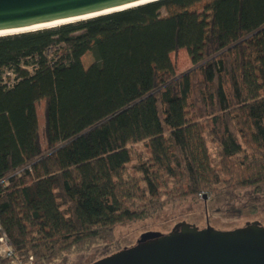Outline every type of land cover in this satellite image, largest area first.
<instances>
[{
  "label": "trees",
  "instance_id": "1",
  "mask_svg": "<svg viewBox=\"0 0 264 264\" xmlns=\"http://www.w3.org/2000/svg\"><path fill=\"white\" fill-rule=\"evenodd\" d=\"M244 189L264 194V0H156L0 36V226L20 258L111 254L117 226Z\"/></svg>",
  "mask_w": 264,
  "mask_h": 264
},
{
  "label": "water",
  "instance_id": "2",
  "mask_svg": "<svg viewBox=\"0 0 264 264\" xmlns=\"http://www.w3.org/2000/svg\"><path fill=\"white\" fill-rule=\"evenodd\" d=\"M152 1L156 0H0V32L85 20L78 18L92 15L89 19ZM245 222L239 228L217 230L208 223L198 228L180 221L167 233L143 232L135 244L92 264H264V226L257 220Z\"/></svg>",
  "mask_w": 264,
  "mask_h": 264
},
{
  "label": "rangeland",
  "instance_id": "3",
  "mask_svg": "<svg viewBox=\"0 0 264 264\" xmlns=\"http://www.w3.org/2000/svg\"><path fill=\"white\" fill-rule=\"evenodd\" d=\"M176 72H182L191 67L185 49H179L172 54ZM93 58L90 53L82 57L84 66L89 65ZM41 141L43 136L42 103L36 105ZM135 149L147 154L143 144H136ZM205 201V205H204ZM206 207V212H205ZM207 216V221H206ZM259 221L264 226V194L256 195L250 189L227 192L203 199H186L174 202L149 218L117 226L114 230L118 246L135 244L139 235L147 231L169 232L173 226L185 221L203 228L208 223L217 230H231L245 225V221ZM114 244H97L88 251L65 255L53 264H92L114 250ZM119 251V250H118ZM114 253V252H113ZM109 255V254H108Z\"/></svg>",
  "mask_w": 264,
  "mask_h": 264
},
{
  "label": "built area",
  "instance_id": "4",
  "mask_svg": "<svg viewBox=\"0 0 264 264\" xmlns=\"http://www.w3.org/2000/svg\"><path fill=\"white\" fill-rule=\"evenodd\" d=\"M0 257L2 264H35L33 257L20 258L12 248L11 242L0 226Z\"/></svg>",
  "mask_w": 264,
  "mask_h": 264
},
{
  "label": "bare ground",
  "instance_id": "5",
  "mask_svg": "<svg viewBox=\"0 0 264 264\" xmlns=\"http://www.w3.org/2000/svg\"><path fill=\"white\" fill-rule=\"evenodd\" d=\"M91 16L92 15L85 16L83 18H78V19H87L88 17H91ZM76 20L77 19H72V20H66V21H63V22L76 21ZM63 22H53V23H50V24H46L45 26H32V27L23 28V29H20V30L2 31V32H0V35H7V34H12V33H18L20 31H29V30L39 29L41 27H48V26L58 25V24L63 23Z\"/></svg>",
  "mask_w": 264,
  "mask_h": 264
}]
</instances>
